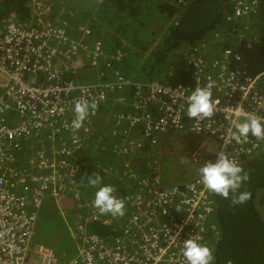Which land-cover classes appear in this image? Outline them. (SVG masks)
Segmentation results:
<instances>
[{"label":"built area","instance_id":"obj_1","mask_svg":"<svg viewBox=\"0 0 264 264\" xmlns=\"http://www.w3.org/2000/svg\"><path fill=\"white\" fill-rule=\"evenodd\" d=\"M179 1L186 6L191 0ZM230 1L235 16L254 14L261 2ZM32 2L30 22L15 13L0 19V264H187L182 254L187 239L212 249L218 264V205L200 183L199 169L220 152L239 166L264 153V139L249 135L239 144L232 139L237 123L250 116L264 121V70L248 75L239 68L243 56L237 48L213 55L214 40L202 39L179 65L184 80L137 83L121 68L127 51L108 53L89 29L74 36L51 20L50 0ZM209 82L212 100L219 101L213 115L189 118L187 97ZM133 86L140 89L131 103L121 90ZM80 101L96 108L77 129L72 122ZM128 105L135 110L125 112ZM172 130L202 139L191 155L201 165H169L144 179L127 172L137 144ZM104 133L117 163L111 168L126 170L116 182L111 168L95 158L99 144L106 149ZM91 146L94 158L85 160ZM97 173L124 202L123 216L94 207L98 186L88 177ZM46 196L56 200L76 244L69 260L61 261L56 247L34 242L37 209ZM95 223L111 228V236L94 231Z\"/></svg>","mask_w":264,"mask_h":264},{"label":"trees","instance_id":"obj_2","mask_svg":"<svg viewBox=\"0 0 264 264\" xmlns=\"http://www.w3.org/2000/svg\"><path fill=\"white\" fill-rule=\"evenodd\" d=\"M55 1H57L56 5L53 6L52 3L51 20L59 22L60 24L55 23L70 33L72 26L82 25L84 31L89 29L91 39H99L108 53L112 50L127 51L129 55L123 59L121 68L126 77L137 83L151 82L156 79L172 83L184 80L183 70L169 76L172 67L178 65V53L182 49L202 39H213L209 47L216 51L213 55H217L231 44L230 33H223L219 28L223 25L224 18L225 23L234 25L233 34H238L247 22V16L234 15V6L228 0H191L186 6H183L179 0ZM32 3V0H4L0 6V19L15 13L19 21L30 22L33 18ZM252 16L254 18L250 20V23L264 27V0ZM257 30L259 31H249L247 35L262 32L261 39L251 42L253 36H247L246 41L233 44L238 46L243 56V63L239 68L252 76L264 70V29ZM139 89L133 86L132 89L121 90V93L128 96L132 103ZM125 108V112L135 110L133 105L125 106ZM110 125V129L113 128L114 119ZM97 126V132H100L102 124L97 123ZM178 132L172 130L165 133L175 136ZM163 134L164 132H161L159 135L162 137ZM160 136L144 139L137 144L138 148L131 155L133 161L130 163L132 169L127 170L129 174L138 179H144L154 176L169 165H174L176 168L201 165L191 157L197 145L192 142L188 144L184 138L181 141L176 137L174 143H170L175 157L170 158L163 143L158 140L161 139ZM105 139L104 133L102 142L106 149H101L99 144L96 150L100 152L102 164L109 169L117 163L114 162L110 151V136L108 144L105 143ZM190 144L193 147L185 153L183 149ZM96 156L99 155L96 154ZM89 157L92 158L89 154L85 160ZM179 157L186 158L188 161L185 164L179 163L176 160ZM241 167L244 173H247L248 180L242 183L237 193H230L228 198L215 194L218 205L217 217L222 230V238L217 246L218 264H264V153L247 160ZM109 172L117 175H110L111 181L114 182L123 177L126 170L117 171L111 168ZM241 192L248 193L249 198L242 204L233 203V198ZM55 205L56 207H53ZM57 205V202L49 204L43 200L37 209V222L39 223L40 220L47 224H45L47 227L44 232L47 241L58 238L63 227V213ZM51 228H54L56 233L47 236L46 233ZM91 228L103 236H111V228L106 225L95 223L91 224ZM68 239L64 231L61 242ZM68 246L60 242L57 244L61 261L69 259L76 252L73 241L70 247L72 250Z\"/></svg>","mask_w":264,"mask_h":264},{"label":"clouds","instance_id":"obj_3","mask_svg":"<svg viewBox=\"0 0 264 264\" xmlns=\"http://www.w3.org/2000/svg\"><path fill=\"white\" fill-rule=\"evenodd\" d=\"M228 2L230 3L231 1L228 0ZM234 13H236L235 7ZM243 16H247V22L244 24V27L241 28L238 34L232 33L234 25L225 23V18L223 25L219 27L223 33H230L229 41H231V44L228 46H233L238 50V46L233 44L246 41L247 36H253L251 42L256 41V34L247 35L249 31H253L255 27H258L256 23H250V20L254 17L252 14ZM173 20L176 21L175 18H173ZM261 37H259V39H261ZM192 44H190L188 47H185L178 53V65H174L172 67V69L169 71V76L182 71L179 68V65L181 61H184L185 52ZM152 81L159 80L156 79ZM213 87V82H209L206 87L195 88L187 97V115L189 118L204 119L213 115L215 104L219 103V101L214 102L212 100ZM95 108V103L89 104L87 101L77 102L74 107L75 119L72 122L73 127L77 129L80 128L83 121L87 117L89 110H95ZM235 128L236 130L232 134V139L238 144L241 142V138L247 139L249 135L264 139V121L257 117L250 116L244 122L237 123ZM242 173H244L243 168L233 160H230L223 152L217 153L215 160H209L199 169L200 183H202L204 188L209 192L224 198H228L230 193H237L242 183L248 180L247 173ZM88 183L93 187L98 186L97 190L95 191L94 207L97 208L101 214L108 213L114 217L124 215V202L114 195V188L112 186L103 184V178L101 175L97 173L94 176H89ZM248 198V193L241 192L238 196L233 198V203L242 204ZM182 254L187 264H213L214 261L212 249H210L207 245L198 243L194 239H187L184 241L182 246Z\"/></svg>","mask_w":264,"mask_h":264},{"label":"rangeland","instance_id":"obj_4","mask_svg":"<svg viewBox=\"0 0 264 264\" xmlns=\"http://www.w3.org/2000/svg\"><path fill=\"white\" fill-rule=\"evenodd\" d=\"M52 1V3H53V6L54 5H56V3H57V1H55V0H51ZM50 1V2H51ZM56 10H57V6H56ZM62 23V22H61ZM65 23V22H64ZM72 29H71V33L72 34H74V36H78L79 35V31H84V28H83V26L82 25H78L77 27H75V26H72L71 27ZM257 29H260V31L262 30V29H264V27L263 26H258V27H255L254 29H253V31H256ZM257 31H259V30H257ZM262 36V32H260V34H258V33H256V40L259 38V37H261ZM116 111H117V108H116ZM97 129H98V127H97ZM106 131H107V129H106ZM106 136V139H105V141H109V136L108 135H105ZM161 137V136H160ZM176 137H178L181 141H183V138L186 140V138L187 137H189L190 139L191 138H193L190 134H186V133H181V132H178V133H175V136H173V135H171V134H168V133H164L163 134V136L161 137V139H158L159 141H161V143H163V146H164V149H165V151L167 152V155H169V157L171 158H173V157H175V154H173V149H172V147H171V145H170V143L172 144V143H174V139H176ZM97 141H96V139H92V141H91V144H95ZM190 142H192V140L191 141H187V143H190ZM194 143V142H193ZM195 144V143H194ZM174 148H175V146L174 145H172ZM193 147V145L192 144H190V145H187V147L186 148H184L183 149V151L185 152V153H187L191 148ZM90 152H91V157L92 158H94V152L92 151V146H91V149H90ZM95 153L96 154H98L99 156L98 157H95L96 159H98V158H100V152L99 151H97V150H95ZM177 155V154H176ZM90 158V157H89ZM182 158V159H181ZM179 157V158H176V160L179 162V163H183L184 162V164H185V162L186 161H188L186 158H183V157ZM105 161V160H104ZM44 201H45V203H49V204H51V203H54V202H56V200L54 199V198H52V197H49V196H46L45 198H44ZM65 202L68 204V205H72L71 204V202L69 201V200H65ZM53 207H56V205L55 206H53ZM57 207H58V205H57ZM49 210V209H48ZM50 221H48V224L50 225V223H49ZM64 222V221H63ZM46 222H40V220H39V223L37 222V225H36V230H35V238H34V242H36V243H45V244H48V245H52V246H54V247H56L57 248V244H58V242H60V243H62V244H68L69 246V249L70 250H72L70 247H72L71 245H72V241H73V239H72V234H71V231H70V229L68 228V227H66L65 225H64V223H63V227H62V229L60 230V234L58 235V238L56 237L53 241H47L46 239H45V237H44V232H45V228L47 227L46 225ZM59 231V230H58ZM66 232L67 233V235H68V237H69V239L68 240H66V241H62L61 242V240H62V235H63V232ZM53 233H56V230L54 229V228H51L46 234H47V236H50V235H52ZM68 241V242H67ZM73 243H74V241H73ZM75 244V243H74ZM61 246V245H60ZM68 247H66V249L68 248ZM58 253H59V251H58ZM77 253V248H76V252H75V254ZM75 254H73V255H71V257L69 258V259H71ZM68 259V260H69Z\"/></svg>","mask_w":264,"mask_h":264},{"label":"crops","instance_id":"obj_5","mask_svg":"<svg viewBox=\"0 0 264 264\" xmlns=\"http://www.w3.org/2000/svg\"><path fill=\"white\" fill-rule=\"evenodd\" d=\"M192 140V143L194 142L195 144L194 145H197L202 139L201 138H197V137H195V136H193V138H189V137H187L186 138V140L185 141H191ZM189 144V143H188ZM215 147H216V145H214ZM211 148V146L209 147V149ZM113 182V181H112ZM114 182H116V181H114ZM62 217H63V215H62ZM75 246H76V244H75ZM77 248V247H76Z\"/></svg>","mask_w":264,"mask_h":264},{"label":"flooded vegetation","instance_id":"obj_6","mask_svg":"<svg viewBox=\"0 0 264 264\" xmlns=\"http://www.w3.org/2000/svg\"><path fill=\"white\" fill-rule=\"evenodd\" d=\"M66 226V225H65Z\"/></svg>","mask_w":264,"mask_h":264}]
</instances>
